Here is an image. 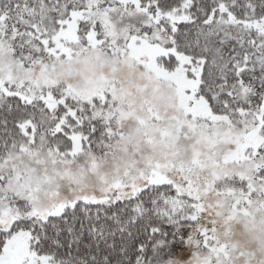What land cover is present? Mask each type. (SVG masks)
Wrapping results in <instances>:
<instances>
[{"label":"snow or ice","instance_id":"obj_1","mask_svg":"<svg viewBox=\"0 0 264 264\" xmlns=\"http://www.w3.org/2000/svg\"><path fill=\"white\" fill-rule=\"evenodd\" d=\"M0 264H264V0H0Z\"/></svg>","mask_w":264,"mask_h":264}]
</instances>
